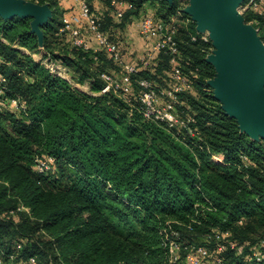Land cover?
I'll return each instance as SVG.
<instances>
[{"label":"trees","instance_id":"trees-1","mask_svg":"<svg viewBox=\"0 0 264 264\" xmlns=\"http://www.w3.org/2000/svg\"><path fill=\"white\" fill-rule=\"evenodd\" d=\"M29 1L52 12L41 47L30 17L0 16V264H28L30 257L37 264H190L185 255L197 246L222 264H264L254 255H264V138L241 131L212 95L207 80L215 70L205 60L211 42L191 39L199 33L187 14L178 16L180 0H119L121 19L110 0H98L101 11L89 0L122 57L120 29L132 15L163 22L177 16L176 65L168 51L137 60L126 94L101 92L100 73L118 67L104 50L75 46L71 30L60 31L59 0ZM261 9L242 15L264 43ZM76 12L73 3L66 15ZM82 34L93 46L89 32ZM34 52L88 90L49 72ZM175 66L191 84L176 93L174 107L192 133L146 119L140 108L138 80L160 91L174 83ZM9 98L23 100L25 109H12ZM48 158L40 170L39 160ZM170 240L179 244L176 262Z\"/></svg>","mask_w":264,"mask_h":264},{"label":"water","instance_id":"water-1","mask_svg":"<svg viewBox=\"0 0 264 264\" xmlns=\"http://www.w3.org/2000/svg\"><path fill=\"white\" fill-rule=\"evenodd\" d=\"M171 2L172 0H166ZM183 8L197 32H207L212 45L205 60L215 74L207 80L223 111L253 139L264 138V43L258 29L245 23L238 9L243 0H188ZM45 4L0 0V16L30 17V31L42 45V25L51 17Z\"/></svg>","mask_w":264,"mask_h":264},{"label":"built area","instance_id":"built-area-1","mask_svg":"<svg viewBox=\"0 0 264 264\" xmlns=\"http://www.w3.org/2000/svg\"><path fill=\"white\" fill-rule=\"evenodd\" d=\"M77 12L65 15L63 17V25L60 31L67 29L71 30L73 37V44L75 46L82 47L85 50L92 48L94 51L104 50L105 54L113 63L118 67L116 73L101 72L100 78L104 81V86L101 92L109 90L120 91L122 94H126L130 90V75L138 70L137 60L147 61L153 57V55L159 51H168L171 56V62L176 63L177 48L173 39L175 33V27L172 19L168 22L161 20H155L150 15L143 16L138 24V33L146 43V48L142 54L129 61H125L122 57L121 51L118 45L112 41L101 29L100 16L95 13L90 5L89 0H74ZM123 4L119 0H110V5L115 6L114 16L117 19H121L123 16V10L119 8V5ZM248 8L258 9V13H262L264 8V0H245L240 4V11H245ZM86 29L92 40L93 46L86 41L82 34V31ZM199 35H193L192 40L201 39L204 41L209 40L207 32H198ZM41 63L48 68L49 72L67 79V70L62 65L52 62L48 57H39ZM176 65V64H175ZM172 78L174 83L170 87H166L160 91L154 88L153 83L146 79L140 78L138 84L140 91L138 99L140 102V108L143 116L146 119H151L165 124L169 129L181 132L182 128H187V122L189 118H182L175 110L174 104L176 102V93L191 88V84L187 82L180 71L175 66L172 72ZM6 88V79L0 75V95L3 94ZM129 101V99H126ZM5 102L14 110L25 109V103L19 98H9ZM2 101L0 100V105ZM188 132L192 133L189 128ZM215 157V156H213ZM221 157H218L220 160ZM48 159L39 160L38 167L40 170L47 169L49 166ZM174 234H176L174 232ZM227 235L225 233L223 236ZM233 247V243H229ZM168 252L170 256V262H176L179 258V244L173 240L168 241ZM218 250L223 248V244H218ZM257 260L264 258V255L254 252ZM186 261L190 264H222L221 258L216 257L210 259L206 249L202 246L191 248L185 255ZM28 264H37L34 257L29 258Z\"/></svg>","mask_w":264,"mask_h":264},{"label":"crops","instance_id":"crops-1","mask_svg":"<svg viewBox=\"0 0 264 264\" xmlns=\"http://www.w3.org/2000/svg\"><path fill=\"white\" fill-rule=\"evenodd\" d=\"M59 3L61 4L62 9L64 10V14L66 15L71 4L74 3V0H59ZM91 4L93 5L95 10L101 11L103 9L102 4L98 0H91ZM151 12H152V7L150 6L145 7V13L151 14ZM139 21H140V16L132 15L130 19L120 29L121 37H122L121 44L125 45L124 47L125 51L123 55V59L125 61L138 58L142 54L144 48L146 47L145 41H143L142 38H140L138 35ZM40 55L42 54L40 53ZM83 88H84L83 91L88 90L87 85H85V87Z\"/></svg>","mask_w":264,"mask_h":264},{"label":"rangeland","instance_id":"rangeland-1","mask_svg":"<svg viewBox=\"0 0 264 264\" xmlns=\"http://www.w3.org/2000/svg\"><path fill=\"white\" fill-rule=\"evenodd\" d=\"M245 0H243V2H244ZM189 4V1L188 0H180V8L182 9V11L180 12L181 14H178V16L180 15V16H182V14L184 13L183 12V8L184 7H186L187 5ZM241 5H242V3H241ZM238 13H240L241 14V16L243 17V15H242V13H243V11L241 12L240 11V9H238ZM185 14V13H184ZM177 16L176 17H174V18H172V21H173V23L175 22V23H177ZM185 20L186 19H183V20H178L179 22H185ZM244 20V19H243ZM246 23V22H245ZM248 24H250L251 26H253L252 25V23L251 22H248ZM254 27V26H253ZM263 42V41H262ZM213 48V47H212ZM212 50V49H211ZM211 52V51H210ZM34 59H36V60H39L40 58V53H38V52H34V53H32V55H31ZM73 74H69V72H67V79L69 80V82L74 86V87H76V88H78L79 90H84V88L83 87H85V85H87L86 83H84V82H78L75 78H73V76H72ZM208 85V84H207ZM209 86V85H208ZM211 89V88H210ZM212 91V90H211ZM218 155H215V157H212L214 160H218ZM5 264H8V261H6V263Z\"/></svg>","mask_w":264,"mask_h":264}]
</instances>
